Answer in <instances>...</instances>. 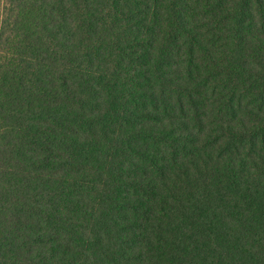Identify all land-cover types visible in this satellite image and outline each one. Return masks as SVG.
<instances>
[{
  "label": "trees",
  "instance_id": "1",
  "mask_svg": "<svg viewBox=\"0 0 264 264\" xmlns=\"http://www.w3.org/2000/svg\"><path fill=\"white\" fill-rule=\"evenodd\" d=\"M0 264H264V0H0Z\"/></svg>",
  "mask_w": 264,
  "mask_h": 264
}]
</instances>
